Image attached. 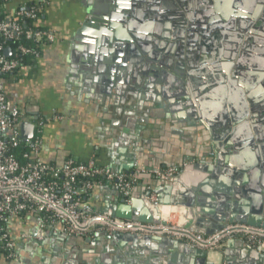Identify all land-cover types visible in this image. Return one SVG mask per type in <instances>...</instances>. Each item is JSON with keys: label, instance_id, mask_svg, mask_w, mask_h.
<instances>
[{"label": "crops", "instance_id": "1", "mask_svg": "<svg viewBox=\"0 0 264 264\" xmlns=\"http://www.w3.org/2000/svg\"><path fill=\"white\" fill-rule=\"evenodd\" d=\"M41 1L44 0H11L6 8L11 14L23 3ZM46 1L48 6L38 25L54 32L55 41L45 46L41 59L31 65L27 73L11 74L1 80L9 100L19 107L23 123L35 124L38 117L46 119L39 153L42 161L61 167L68 158L74 157L81 162L93 161L98 166L122 165L124 173H129L127 169L134 163L145 170L181 169L185 164L211 158L209 131L201 121L194 119L197 115L193 113V108L181 97L175 96L179 90L177 85L159 81V92H152L150 101L143 97V92L129 91L128 87L133 81L145 84L152 75L148 69H144L146 65L139 67L138 72L137 68L128 70L123 67L124 57L111 53L113 48L110 44L113 36H124L122 31L127 29V22L131 20L155 35L167 32L169 36H178L181 17L187 23L188 20H204L202 27L205 29L213 12L211 0H195V12L190 8L189 0H150V4L139 2V6H134V3L136 11L133 18L127 11V3L124 6L119 2L124 0ZM225 2L234 3L237 0H219L218 10L214 12L219 17L217 21L237 20L233 14L228 17L224 13L221 4ZM153 7L155 11L151 10ZM112 14L117 20L111 19ZM151 23L155 24L153 28L148 27ZM222 36L226 38L228 35ZM221 42L222 53L227 51L225 45L238 46L240 50L236 61L244 62L245 66L247 63L249 67L256 65L257 58L264 53V43L252 42L251 49H244L240 42ZM150 45V50H147V54L142 53V56L145 62L155 65L158 62L154 64L148 58H159L160 49L155 42ZM231 53L234 54L233 51ZM223 56L226 57L225 54ZM134 73L138 75L137 79ZM190 77L193 83L203 79L198 75ZM212 102L213 106L217 103L216 100ZM212 102H207V106L209 103L210 107ZM204 112L209 117L217 113ZM55 113L62 119L54 120ZM254 128L256 139L264 132V122ZM133 142L139 151L132 162L129 145ZM262 162L264 156L259 159V164ZM252 178L250 174L245 178L246 187H255ZM153 179H156L153 175L144 174L134 189L135 196H141L144 191L153 188ZM256 180L252 208L258 203L261 207L264 205V172ZM115 193L112 183L102 179L88 201L93 206L111 202L115 199ZM221 196L215 198L217 207L220 206ZM175 215L178 214L172 213L171 219H176ZM31 229L33 226L29 225L26 231ZM21 230L22 227L13 222L10 227L12 238L18 240ZM108 237L99 232L91 243L81 238H76V243H64L50 236L44 244L46 250L40 252L38 245L26 242L18 243V251L28 264H114L118 252L122 255L121 263L129 264L127 246L121 248L119 242H113ZM238 252L236 249L230 250L229 258L238 260ZM0 264L15 262L2 261Z\"/></svg>", "mask_w": 264, "mask_h": 264}, {"label": "water", "instance_id": "2", "mask_svg": "<svg viewBox=\"0 0 264 264\" xmlns=\"http://www.w3.org/2000/svg\"><path fill=\"white\" fill-rule=\"evenodd\" d=\"M211 1L210 8L213 12L205 29L202 27L204 20H188L187 23L181 17L178 36H169L167 32L155 35L131 20L127 22V29L122 31L124 36H113L110 41L113 48L111 53L124 57L123 67L129 68L128 70L137 68L138 72L139 67L146 65L144 69H148L152 75L145 84L133 81L128 87L129 91L143 92V97L150 101L152 92H159V81L169 84L174 82L177 85L179 90L175 96L181 97L193 108V113L197 115L194 119L201 121L209 131L211 158L185 164L180 167L179 176L167 181L155 177L153 188L144 191L141 196L133 193L129 202L115 187V199L96 204L94 209L103 213L110 212L120 219L166 227L168 223L162 209L168 208L179 214V228L196 234L213 235L228 223L264 228V205L261 207L258 203L256 207H251L252 192L257 188L256 178L264 172V162L259 164V159L264 156V132L254 138V127L264 122V53L261 58H257L256 65L249 67L248 63L245 66L240 60L237 63L236 57L240 50L238 46L233 48L225 45L226 53L221 51L223 40L240 42L241 45L243 43L244 49H251L252 42L264 43V0H237L221 4L227 16L233 14L238 18L225 22L217 21L219 17L214 15L220 5L219 0ZM119 2L124 6L127 3V11L132 14V18L136 11L134 3V6L141 5L139 2L150 4V0ZM189 3L191 10L195 12V0H189ZM151 10L156 9L153 7ZM110 17L117 20L113 14ZM154 25L151 23L148 27L153 28ZM227 32L231 35L223 38L222 35ZM151 42H155V46L160 49L159 58H148L153 63L158 62L155 65L145 62L142 56V53L147 54V50H150ZM11 53V48L5 51L6 56H11ZM191 75H198L203 79L193 83L189 80ZM134 76L137 79L138 75L134 73ZM214 100L217 103L213 106ZM207 102H212L210 107ZM204 111H217L218 114L214 112V116L209 117ZM34 135L35 124L22 123L21 138L30 143ZM129 150L133 162L139 151L135 142L129 145ZM117 168L119 172H124L122 165ZM135 168H138L136 163L127 171ZM249 174L253 177L252 183L256 188L245 186V178ZM143 175H138V180ZM153 194L156 200H152ZM218 195H222L219 207L215 205ZM171 231L181 232L175 229ZM103 234L108 237V234ZM50 236L64 243H76L75 237L47 233L43 240L32 236L19 244L32 242L39 246L38 251L41 252L46 250L44 244ZM109 236L113 242H119L118 246L121 248L127 246L129 264H264V252L236 239L227 241L224 251L210 253L167 236L128 233ZM86 242L91 243L92 239H86ZM233 249L239 251L238 260L229 258L230 250ZM17 254L19 262L15 264H28L21 258L18 249ZM121 258L122 255L118 252L114 264H122Z\"/></svg>", "mask_w": 264, "mask_h": 264}, {"label": "built area", "instance_id": "3", "mask_svg": "<svg viewBox=\"0 0 264 264\" xmlns=\"http://www.w3.org/2000/svg\"><path fill=\"white\" fill-rule=\"evenodd\" d=\"M3 1L5 16L0 20V262L18 263V241L32 236L43 240L47 233L83 240L93 239L99 232L167 236L210 253L223 251L227 241L236 239L264 252L262 227L228 223L215 234L205 235L182 230L171 220H167L166 227L155 226L120 219L110 212L94 209L83 195L91 194L102 179L111 182L129 202L139 182L138 175L148 173L167 181L179 176L181 170L135 168L124 173L110 166H98L93 161L81 162L74 157L68 158L61 167L46 163L39 157L46 122L44 117L37 118L34 139L27 143L29 152L23 155L24 162H21L16 151L20 143L25 142L21 138L22 113L9 100L1 80L11 74L27 73L31 64L24 60L41 59L45 46L53 43L56 35L38 25L48 1L23 3L11 14L6 8L11 0ZM28 21L32 22L31 26ZM24 40L34 43V47L25 45ZM9 48L11 56H6L5 51ZM53 119L61 120L62 117L55 113ZM152 200H156L154 195ZM13 222L22 227L18 240L10 233ZM29 225L33 230L26 231ZM173 229L181 232L171 231Z\"/></svg>", "mask_w": 264, "mask_h": 264}, {"label": "trees", "instance_id": "4", "mask_svg": "<svg viewBox=\"0 0 264 264\" xmlns=\"http://www.w3.org/2000/svg\"><path fill=\"white\" fill-rule=\"evenodd\" d=\"M3 5H4V1L3 0H0V20L4 19V9H3ZM42 15V13H41ZM32 25V22L31 21H28V26H31ZM24 43L25 45L27 46H31V47H34V43L32 42H29V41H26L24 40ZM25 63H28V64H31V65H34L36 61H32L30 58H27L24 60ZM29 152V149H28V145L27 143L25 142H21L20 143V147L19 149L16 151V155L18 157V159L21 161V162H24V159H23V155L25 153H28ZM90 198V193L89 194H84L83 195V199L86 201V202H89L88 199Z\"/></svg>", "mask_w": 264, "mask_h": 264}, {"label": "bare ground", "instance_id": "5", "mask_svg": "<svg viewBox=\"0 0 264 264\" xmlns=\"http://www.w3.org/2000/svg\"><path fill=\"white\" fill-rule=\"evenodd\" d=\"M217 6H218V4H217ZM218 10V9H217ZM230 36V35H229ZM264 56V55H263ZM162 213H163V216H164V219H166V218H168V216H170L172 213H175V212H172L171 211V209H168V208H163L162 209ZM177 213V212H176ZM178 214V213H177ZM176 216H179V214L178 215H176ZM167 220V219H166Z\"/></svg>", "mask_w": 264, "mask_h": 264}, {"label": "rangeland", "instance_id": "6", "mask_svg": "<svg viewBox=\"0 0 264 264\" xmlns=\"http://www.w3.org/2000/svg\"><path fill=\"white\" fill-rule=\"evenodd\" d=\"M175 217H176V219L173 218V217H172V219H171V216H170V217L168 216V220H171V221H174V223H177V221H178V216L175 215ZM175 221H176V222H175Z\"/></svg>", "mask_w": 264, "mask_h": 264}, {"label": "flooded vegetation", "instance_id": "7", "mask_svg": "<svg viewBox=\"0 0 264 264\" xmlns=\"http://www.w3.org/2000/svg\"><path fill=\"white\" fill-rule=\"evenodd\" d=\"M225 35H231V34H229V32H227V34H225ZM263 52H264V50H263ZM57 250H55V252H56ZM59 254V253H58ZM22 264H24L23 262H22Z\"/></svg>", "mask_w": 264, "mask_h": 264}]
</instances>
